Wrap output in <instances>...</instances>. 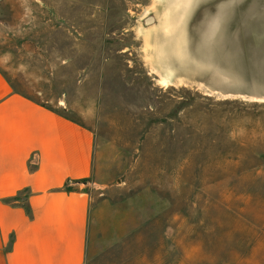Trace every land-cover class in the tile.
I'll list each match as a JSON object with an SVG mask.
<instances>
[{
	"label": "rangeland",
	"instance_id": "374dc122",
	"mask_svg": "<svg viewBox=\"0 0 264 264\" xmlns=\"http://www.w3.org/2000/svg\"><path fill=\"white\" fill-rule=\"evenodd\" d=\"M173 1L2 0L0 70L94 135L130 229L95 264H264V0H197L180 39Z\"/></svg>",
	"mask_w": 264,
	"mask_h": 264
},
{
	"label": "crops",
	"instance_id": "0c3cea01",
	"mask_svg": "<svg viewBox=\"0 0 264 264\" xmlns=\"http://www.w3.org/2000/svg\"><path fill=\"white\" fill-rule=\"evenodd\" d=\"M94 143L89 129L0 70V264H95L120 229L130 233L105 225L115 216L95 202ZM259 239L252 246L261 250Z\"/></svg>",
	"mask_w": 264,
	"mask_h": 264
},
{
	"label": "bare ground",
	"instance_id": "6f19581e",
	"mask_svg": "<svg viewBox=\"0 0 264 264\" xmlns=\"http://www.w3.org/2000/svg\"><path fill=\"white\" fill-rule=\"evenodd\" d=\"M197 0H174L172 4L166 6L165 11L163 12V22L161 27L166 31L176 30L175 34L178 39L183 37V30L185 27V23H187V18L193 6H195V2ZM186 4V8L181 12H176V9L180 4ZM194 8V7H193ZM264 37V36H263ZM262 52V51H261ZM163 54V51L160 52V55ZM167 81H162V84H167ZM95 187L102 189L103 187L95 184Z\"/></svg>",
	"mask_w": 264,
	"mask_h": 264
},
{
	"label": "water",
	"instance_id": "95a60500",
	"mask_svg": "<svg viewBox=\"0 0 264 264\" xmlns=\"http://www.w3.org/2000/svg\"><path fill=\"white\" fill-rule=\"evenodd\" d=\"M255 90H256V91H255V92H256L255 95H256V96H261V99L264 100V94H263V95H260V94L258 93V91H259V87H256ZM258 99H259V98H258Z\"/></svg>",
	"mask_w": 264,
	"mask_h": 264
},
{
	"label": "built area",
	"instance_id": "2783aa9c",
	"mask_svg": "<svg viewBox=\"0 0 264 264\" xmlns=\"http://www.w3.org/2000/svg\"><path fill=\"white\" fill-rule=\"evenodd\" d=\"M0 1H2V0H0Z\"/></svg>",
	"mask_w": 264,
	"mask_h": 264
}]
</instances>
